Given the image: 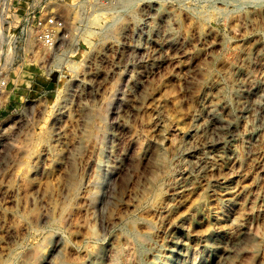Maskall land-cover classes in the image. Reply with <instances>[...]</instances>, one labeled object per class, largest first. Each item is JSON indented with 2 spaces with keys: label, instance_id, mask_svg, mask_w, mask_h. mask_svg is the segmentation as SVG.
Masks as SVG:
<instances>
[{
  "label": "rangeland",
  "instance_id": "rangeland-1",
  "mask_svg": "<svg viewBox=\"0 0 264 264\" xmlns=\"http://www.w3.org/2000/svg\"><path fill=\"white\" fill-rule=\"evenodd\" d=\"M60 3L0 57V264H264V0Z\"/></svg>",
  "mask_w": 264,
  "mask_h": 264
},
{
  "label": "built area",
  "instance_id": "built-area-1",
  "mask_svg": "<svg viewBox=\"0 0 264 264\" xmlns=\"http://www.w3.org/2000/svg\"><path fill=\"white\" fill-rule=\"evenodd\" d=\"M61 1L0 0V57L11 54L25 40L52 49L66 25Z\"/></svg>",
  "mask_w": 264,
  "mask_h": 264
},
{
  "label": "bare ground",
  "instance_id": "bare-ground-1",
  "mask_svg": "<svg viewBox=\"0 0 264 264\" xmlns=\"http://www.w3.org/2000/svg\"><path fill=\"white\" fill-rule=\"evenodd\" d=\"M113 31H114V30L111 29V33H112ZM64 36H65V33L63 32L62 37H64ZM0 55H2V54L0 53ZM111 252L113 253V255L118 256V254L121 252V248H120V247H112Z\"/></svg>",
  "mask_w": 264,
  "mask_h": 264
}]
</instances>
